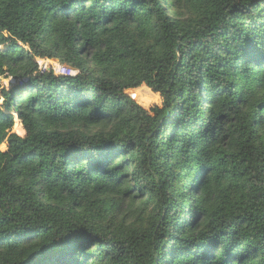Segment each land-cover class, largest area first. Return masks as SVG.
<instances>
[{"label": "trees", "instance_id": "obj_1", "mask_svg": "<svg viewBox=\"0 0 264 264\" xmlns=\"http://www.w3.org/2000/svg\"><path fill=\"white\" fill-rule=\"evenodd\" d=\"M1 144L0 264H264V0H0Z\"/></svg>", "mask_w": 264, "mask_h": 264}, {"label": "built area", "instance_id": "obj_2", "mask_svg": "<svg viewBox=\"0 0 264 264\" xmlns=\"http://www.w3.org/2000/svg\"><path fill=\"white\" fill-rule=\"evenodd\" d=\"M38 63V70L41 72L52 71L55 75L60 76H74L77 74V70L69 67L61 61L59 58H36Z\"/></svg>", "mask_w": 264, "mask_h": 264}, {"label": "rangeland", "instance_id": "obj_3", "mask_svg": "<svg viewBox=\"0 0 264 264\" xmlns=\"http://www.w3.org/2000/svg\"><path fill=\"white\" fill-rule=\"evenodd\" d=\"M5 81H8V79H4L3 80V82L5 83ZM9 82V81H8ZM6 84V83H5ZM8 84V83H7ZM142 86V85H141ZM140 86V87H141ZM144 87H146V88H148L147 86H145V85H143ZM133 89H139V87L138 88H133ZM149 89V88H148ZM127 92H128V90H127ZM155 93V92H154ZM128 94V93H127ZM156 94V96H157V98H156V105H155V107H154V109L153 110H147V109H145L144 108V106H142L139 102H138V100H136L135 98H133L134 100H135V102L137 103V105H139L147 114H149V115H155L158 111H159V109L161 108V105H162V98H161V96H160V94H158V93H155ZM131 95V94H130ZM17 120H19L18 118H17V116L15 115V118H14V126H13V131L14 132H16V130H15V123L17 122ZM20 121V120H19ZM20 124H21V122H20ZM21 127L23 128V126H22V124H21ZM24 130V129H23ZM17 133V132H16ZM18 134V133H17ZM25 134V131H24V133L23 134H19V135H21V136H23ZM0 148L1 149H4L5 148V144H1V146H0Z\"/></svg>", "mask_w": 264, "mask_h": 264}, {"label": "snow or ice", "instance_id": "obj_4", "mask_svg": "<svg viewBox=\"0 0 264 264\" xmlns=\"http://www.w3.org/2000/svg\"><path fill=\"white\" fill-rule=\"evenodd\" d=\"M5 83L7 84V83H8V81H5Z\"/></svg>", "mask_w": 264, "mask_h": 264}, {"label": "water", "instance_id": "obj_5", "mask_svg": "<svg viewBox=\"0 0 264 264\" xmlns=\"http://www.w3.org/2000/svg\"><path fill=\"white\" fill-rule=\"evenodd\" d=\"M128 95L132 97V95H130L129 93H128Z\"/></svg>", "mask_w": 264, "mask_h": 264}]
</instances>
